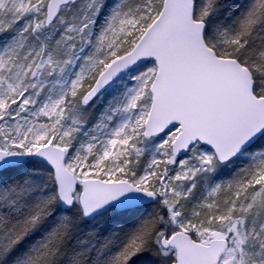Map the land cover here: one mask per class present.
Returning a JSON list of instances; mask_svg holds the SVG:
<instances>
[{"label":"snow or ice","instance_id":"1","mask_svg":"<svg viewBox=\"0 0 264 264\" xmlns=\"http://www.w3.org/2000/svg\"><path fill=\"white\" fill-rule=\"evenodd\" d=\"M0 264H264V0H0Z\"/></svg>","mask_w":264,"mask_h":264}]
</instances>
